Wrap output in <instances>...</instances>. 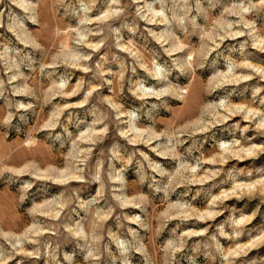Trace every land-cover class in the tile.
<instances>
[{
  "label": "rangeland",
  "instance_id": "1",
  "mask_svg": "<svg viewBox=\"0 0 264 264\" xmlns=\"http://www.w3.org/2000/svg\"><path fill=\"white\" fill-rule=\"evenodd\" d=\"M260 40L263 0H0V264H264Z\"/></svg>",
  "mask_w": 264,
  "mask_h": 264
},
{
  "label": "bare ground",
  "instance_id": "2",
  "mask_svg": "<svg viewBox=\"0 0 264 264\" xmlns=\"http://www.w3.org/2000/svg\"><path fill=\"white\" fill-rule=\"evenodd\" d=\"M263 3H264V0H263ZM19 4V3H18ZM22 7H24L23 5H21ZM25 9H27V8H25ZM41 11V10H40ZM155 17H157V15H155ZM166 20V19H165ZM245 20V19H244ZM162 22H164L163 20H162ZM246 25L247 26H251L252 27V25H251V23H249V22H247L246 21ZM250 32L251 33H253V28H251L250 29ZM243 34V32L242 31H233L232 32V34H231V37L232 38H234L232 41H237V40H239V39H242V38H244V37H247V36H243L242 35ZM160 39V38H159ZM260 44H259V47L261 46V43H264V40H260V42H259ZM124 48V47H123ZM127 49H128V47H127ZM262 49H264V48H262ZM264 51V50H263ZM170 53V52H169ZM172 53H173V51H172ZM179 53V52H178ZM264 53V52H263ZM245 65H247L248 66V68H253V70L254 71H256V74L255 75H257V74H259L260 73V75H261V77L263 78V83H264V67H261V66H257V65H254L253 63H247V64H245ZM235 67V66H234ZM159 75V74H158ZM154 77H155V74H154ZM153 77V78H154ZM235 76H233V78H234ZM237 77V76H236ZM235 77V79H237ZM249 78V76H245L244 78L242 77V79H244V80H246L245 82L246 83H249V82H251L252 80L251 79H248ZM155 79V78H154ZM164 80V79H163ZM159 81V80H158ZM142 89L143 88H141L140 89V91H142ZM145 91V92H144ZM144 91H143V93H147V92H151V93H149V94H146V95H155V96H157V97H159L161 94L159 93V91H154L152 88H146V87H144ZM152 91H154L153 93H152ZM141 95H142V93H141ZM155 97H153L152 99H154ZM110 103L113 105V106H116V105H114V102H112V100L110 101ZM239 109H241V108H239ZM226 110V109H225ZM247 111V110H246ZM251 114H253L252 116H251ZM263 113H262V111L261 110H258V109H254V108H249L248 109V111H247V115H246V123H253V124H257V122H256V118L257 119H259L260 120V123H259V125H258V127L256 128V130L258 129V130H261V131H264V115H262ZM123 115V114H122ZM232 116L229 118V117H225L224 118V120H227V123H229V122H231V121H233V118H237V117H240L239 116V112H235V111H233V113L231 114ZM258 115V117H255V116H257ZM142 137V136H141ZM264 138V137H263ZM253 139H256V137L255 138H253ZM236 144H235V146L234 147H230V146H227V143L225 142V151H229V152H234V153H237V154H239L240 153V151H243V150H245L244 148L242 149V150H238L237 151V148H239L240 146H239V141L237 140L236 142H235ZM262 150H264V148H262ZM236 154V155H237ZM253 154L251 153V150H247V152H246V160L245 159H243L241 156H239L240 157V161H241V163H243V162H247V161H250V160H258L259 158H258V156L260 155V154H258V156L256 155L255 156V158L252 156ZM235 161V160H234ZM69 179H74V180H76V179H78V177H76V176H73V177H71V178H69ZM68 179V180H69ZM56 181V180H55ZM60 181V180H59ZM63 182V181H62ZM73 182H76V181H73ZM79 183V182H78ZM252 185V184H251ZM262 191V190H261Z\"/></svg>",
  "mask_w": 264,
  "mask_h": 264
}]
</instances>
